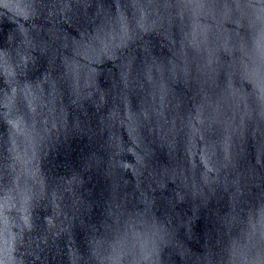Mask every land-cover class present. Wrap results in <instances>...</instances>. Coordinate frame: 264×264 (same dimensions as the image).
<instances>
[{"label": "water", "instance_id": "obj_1", "mask_svg": "<svg viewBox=\"0 0 264 264\" xmlns=\"http://www.w3.org/2000/svg\"><path fill=\"white\" fill-rule=\"evenodd\" d=\"M101 31L117 40L98 57L84 41ZM41 57L50 71L61 58L76 81L68 103L50 71L36 83L50 86L54 127L42 151L19 160L44 195L26 208L18 264H97L109 245L112 264H131L120 257L134 235L154 240L147 264H264V0H0V96L3 76ZM107 103L118 119L102 114ZM125 105L134 119L156 109L175 120L178 150L194 157L207 148L187 124L202 110L206 145L230 137L226 169L214 150L192 170L164 141L147 145L142 174L116 164ZM10 199L0 189V231L15 234Z\"/></svg>", "mask_w": 264, "mask_h": 264}, {"label": "clouds", "instance_id": "obj_2", "mask_svg": "<svg viewBox=\"0 0 264 264\" xmlns=\"http://www.w3.org/2000/svg\"><path fill=\"white\" fill-rule=\"evenodd\" d=\"M82 39L84 38L82 37ZM116 40L117 35L114 32L101 31L89 36L84 41V46L93 49L92 52L98 57L107 56L105 49H112ZM65 54L69 55L67 52ZM104 67H111V62L108 61ZM21 68H23V71H18ZM27 69L22 66L15 68V76L8 77L7 80L3 76L4 89L3 95L0 96V189L10 191L11 199L8 202L9 207L6 211L9 214L18 216L20 223L19 231H16L15 234H10L6 228L0 231V259L7 261V264H18L17 258L22 256L18 253L19 249L23 247L24 229L28 227V224L23 221V216L27 215V206L32 202H39L44 195L38 184L27 180L25 168L19 163V160L27 159L36 149L42 151V145L53 134L52 129L54 127L47 119L48 111L44 103L49 99L47 94L50 91V86L45 84L43 91L36 89V83L39 81L41 74L50 71L47 66V59L41 57L35 65H32L31 71ZM85 71L86 68L81 69L82 73ZM50 74L56 82L57 89L63 92L64 102L68 103L73 98L72 85L76 81V73L69 71L60 58L59 67L52 69ZM25 83L33 85V90L37 92L40 99H34L30 93L25 92L23 87ZM80 84L84 94L92 91V89L84 90L82 88V78ZM89 110L96 112L91 108ZM110 111L112 110H110L107 103L103 107L102 114L109 118L108 113ZM112 112L113 115L109 119H118L119 113ZM198 115L199 119L194 117V122L190 121L187 124L188 132L191 133L189 138L194 139L198 146H205L207 151H202L198 147L197 154L194 157L186 151L185 147L178 150L180 149V132L183 131V128H178L175 120L169 122L168 118L156 109H153L151 113L144 111L140 117L134 119L127 110V105H125L124 119L129 123L124 125L123 134L116 137L119 140V145L114 151H118L119 155L116 157L115 163H130L142 174V171L148 165L147 145L151 141H164L167 143L168 148L176 151L178 159L186 156L187 166L192 170L197 168L194 165L199 163V155L211 156L214 150L216 151V158H218V153H221L224 162L218 167L226 169L227 163L230 162V154L224 151L223 143L229 142L230 137L226 135L219 145H206L204 143L206 118L202 110L198 112ZM154 117L162 118V122L161 119L154 121ZM97 119H99V116H97ZM152 151L153 153L158 151V145L154 146ZM163 155L167 159V150H164ZM14 158H18V162L16 168L10 170L8 165L12 163ZM213 166L216 167L217 165L214 163ZM19 209H25V211L21 213ZM152 244H154L153 239L134 235L128 241L124 255L120 259L124 261L130 257L131 264H147L150 259L148 254ZM93 255L97 264H112L111 245L108 246V249L99 247Z\"/></svg>", "mask_w": 264, "mask_h": 264}]
</instances>
